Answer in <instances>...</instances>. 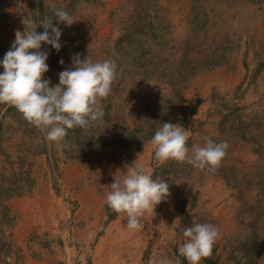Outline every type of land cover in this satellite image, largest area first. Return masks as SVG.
<instances>
[{
    "label": "rangeland",
    "instance_id": "obj_1",
    "mask_svg": "<svg viewBox=\"0 0 264 264\" xmlns=\"http://www.w3.org/2000/svg\"><path fill=\"white\" fill-rule=\"evenodd\" d=\"M57 9L75 22L58 23ZM45 17L62 30L59 51L41 45L50 86L77 54L112 60L119 75L101 105L116 131L168 117L190 149L205 136L229 147L214 173L158 165L152 138L116 158L83 154L0 104V264H187L178 249L194 221L221 233L201 264H264V0H0V61L17 31L42 33ZM134 165L170 193L140 231L105 203Z\"/></svg>",
    "mask_w": 264,
    "mask_h": 264
},
{
    "label": "clouds",
    "instance_id": "obj_2",
    "mask_svg": "<svg viewBox=\"0 0 264 264\" xmlns=\"http://www.w3.org/2000/svg\"><path fill=\"white\" fill-rule=\"evenodd\" d=\"M54 17L69 27L75 22L63 9H57ZM35 24L44 31L37 33L36 27L23 33L17 31L11 48L0 61L4 69L0 74V104L17 109L48 142L65 148L68 130H86L92 123L105 122L106 112L101 101L108 99L119 73L112 60L93 62L88 57L81 60L77 54L73 67L58 74L59 84L50 86L51 81L43 79L49 71L48 52L41 50V45H51L59 51L62 30L53 26L50 17ZM63 63L61 59L60 64ZM189 136V131L181 125L163 123L149 141L158 165L175 161L214 173L227 154V141L217 143L205 136L202 145H193L190 149ZM108 187L111 190L106 194V205L115 213L125 215L127 227L136 231L144 228L146 214H154L155 207L170 195L168 182L158 176L153 179L152 169L143 165L127 167L125 175L122 178L115 175ZM183 236L185 242L178 252L187 264H201L203 259L211 258L216 242L221 239L215 225L195 221L184 230Z\"/></svg>",
    "mask_w": 264,
    "mask_h": 264
},
{
    "label": "trees",
    "instance_id": "obj_3",
    "mask_svg": "<svg viewBox=\"0 0 264 264\" xmlns=\"http://www.w3.org/2000/svg\"><path fill=\"white\" fill-rule=\"evenodd\" d=\"M12 108L13 107H9L6 113L11 111ZM105 110L106 115L103 124L92 123L86 130L80 128L68 130L70 143L71 145L77 146L78 152H83V154L94 152L99 157L116 158L120 147L123 149H128L133 145L141 147L146 140L154 136L158 129V127L153 129L154 124L149 129L144 125H139L134 128L125 125L123 130L116 131V125L119 124V120L114 118L111 119V117L107 115V111H109L108 107H106ZM165 118L166 119L162 118L155 121V125L157 126V123L160 125L164 122L168 123L171 120L167 119L168 117ZM109 123L110 126L107 130L106 127Z\"/></svg>",
    "mask_w": 264,
    "mask_h": 264
},
{
    "label": "bare ground",
    "instance_id": "obj_4",
    "mask_svg": "<svg viewBox=\"0 0 264 264\" xmlns=\"http://www.w3.org/2000/svg\"><path fill=\"white\" fill-rule=\"evenodd\" d=\"M39 218V217H38Z\"/></svg>",
    "mask_w": 264,
    "mask_h": 264
}]
</instances>
